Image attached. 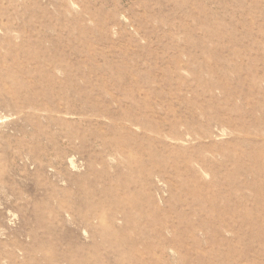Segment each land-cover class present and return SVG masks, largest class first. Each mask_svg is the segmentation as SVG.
Instances as JSON below:
<instances>
[{"label":"rangeland","instance_id":"obj_1","mask_svg":"<svg viewBox=\"0 0 264 264\" xmlns=\"http://www.w3.org/2000/svg\"><path fill=\"white\" fill-rule=\"evenodd\" d=\"M0 264H264V0H0Z\"/></svg>","mask_w":264,"mask_h":264}]
</instances>
